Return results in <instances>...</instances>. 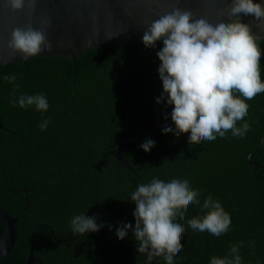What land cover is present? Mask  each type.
Listing matches in <instances>:
<instances>
[{"label": "trees", "instance_id": "1", "mask_svg": "<svg viewBox=\"0 0 264 264\" xmlns=\"http://www.w3.org/2000/svg\"><path fill=\"white\" fill-rule=\"evenodd\" d=\"M257 44L264 81V41ZM162 47L158 42L155 48L137 43L118 51L94 49L77 59L74 76L68 60L54 57L0 67V208L19 215L15 245L0 264H25L33 232V252L43 264H146V255L116 236L122 224H135L130 198L138 183L119 168L113 152L119 142L154 127L152 103L163 93L156 55ZM12 74L19 86L16 97L43 93L47 112L13 107L14 85L3 79ZM166 101L159 106L160 121L173 128L181 144L158 129L149 138L155 142L150 152L141 148L145 141L123 144V158L142 184L153 178L189 180L202 192L201 205L211 196L232 220L219 238L194 232L187 221L206 213L190 206L185 219L176 220L185 232L174 264H210L211 257L228 256L238 242H243L242 264H264V143L251 157L258 167L247 163L264 131V93L246 101L251 129L243 138L228 132L199 145L189 144L190 134L174 135ZM82 213L103 227L84 236L74 233L70 220ZM127 240L138 246L133 232ZM149 264L165 261L153 258Z\"/></svg>", "mask_w": 264, "mask_h": 264}, {"label": "clouds", "instance_id": "2", "mask_svg": "<svg viewBox=\"0 0 264 264\" xmlns=\"http://www.w3.org/2000/svg\"><path fill=\"white\" fill-rule=\"evenodd\" d=\"M38 3L39 0H0V7H6L12 13L26 11L31 17ZM224 13L225 19L212 23L191 9L174 7L167 13L158 14L143 32L145 48H155L158 42L163 44L156 53L163 94L156 102L159 104L164 96L167 97L166 103L172 107L174 135L179 138L190 134L189 144L215 141L228 132L233 137L243 138L251 129L245 120L250 107L246 101L264 93L260 71L262 52L257 44L260 37L253 34L249 24L240 21L241 15L252 16L258 26H264V4L254 3V0H231ZM50 25L51 18H48L39 29L31 23L13 28L7 48L25 61L45 50L51 51L53 45L46 34ZM3 79L14 85L11 95L16 97L19 88L15 84L16 76L5 75ZM16 106L21 109L34 106L39 112H47L49 104L43 93L21 94L13 100V107ZM47 127V120L40 124L42 131ZM162 131L173 133V128L165 125ZM154 146L151 139L141 144L145 153ZM201 195V190L193 189L189 180L177 178L168 182L153 178L131 194L130 199L136 206L133 237L138 254L147 257L146 264L160 257L165 264H174V258L184 247L181 241L185 232L176 220H184L192 205L206 213L187 221L194 232H208L219 238L230 230L231 216L221 202L208 196L201 205ZM70 226L74 233L82 236L103 227L96 223L95 217L83 213L73 216ZM132 228L131 223L118 227V240L123 241ZM242 244L231 245L228 256L211 257L210 264H242Z\"/></svg>", "mask_w": 264, "mask_h": 264}, {"label": "water", "instance_id": "3", "mask_svg": "<svg viewBox=\"0 0 264 264\" xmlns=\"http://www.w3.org/2000/svg\"><path fill=\"white\" fill-rule=\"evenodd\" d=\"M231 0H39L36 12L31 15L27 12L12 13L6 7H0V67L13 63H25L19 55H13L7 48L11 38L12 29L23 27L31 23L34 28H41L42 22L51 18V25L47 27L46 34L53 47L51 51H43L37 57H54L68 60L73 67V76L77 59L91 50L109 47L118 51L124 45L142 43L143 32L158 14H164L174 7L193 10L197 16H205L210 22L216 23L226 18L224 10ZM254 3L264 4V0H254ZM240 21L249 24L257 40L264 41V26H258L252 16L241 15ZM107 36H113L111 39ZM88 41H91L89 44ZM28 59V60H29ZM73 84V80H72ZM163 94V93H162ZM152 103L154 127L152 131L142 137L127 139L119 142L114 147L113 158L119 168L132 175L141 185V180L136 172L121 154L123 144L140 143L151 138L158 129L164 126L160 121L159 106L156 101ZM163 99H167L164 96ZM162 99V100H163ZM161 100V101H162ZM175 141L181 144L171 133ZM264 143V131L261 139L247 156V163L252 167H258L251 161ZM18 216L11 217L0 208V224L2 235L0 237V261L4 259L15 245L17 237ZM133 228L128 231L131 234ZM124 239V246L137 250L138 246L130 244ZM34 232L30 237V248L25 264H43L39 256L33 252L32 243ZM147 258V257H146Z\"/></svg>", "mask_w": 264, "mask_h": 264}]
</instances>
